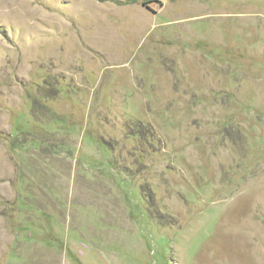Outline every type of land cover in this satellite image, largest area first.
<instances>
[{
  "label": "rangeland",
  "instance_id": "374dc122",
  "mask_svg": "<svg viewBox=\"0 0 264 264\" xmlns=\"http://www.w3.org/2000/svg\"><path fill=\"white\" fill-rule=\"evenodd\" d=\"M0 264H264V0H0Z\"/></svg>",
  "mask_w": 264,
  "mask_h": 264
},
{
  "label": "trees",
  "instance_id": "16d2710c",
  "mask_svg": "<svg viewBox=\"0 0 264 264\" xmlns=\"http://www.w3.org/2000/svg\"><path fill=\"white\" fill-rule=\"evenodd\" d=\"M144 5H146V4H148V3H146V2H144L143 3ZM138 127V126H137ZM138 129H139V131H138V133H136V135L138 134V136H139V139H140V142L142 143V144H145V143H147L146 141H152V138H153V135H152V132L151 131H147L146 132V130L145 129H147V128H145V126L144 125H140L139 127H138ZM140 129H143V130H140ZM133 134V133H132ZM129 135H131L130 133L128 134V136Z\"/></svg>",
  "mask_w": 264,
  "mask_h": 264
}]
</instances>
